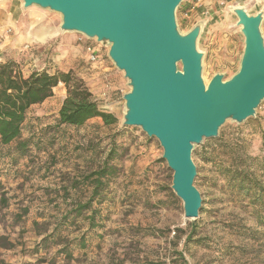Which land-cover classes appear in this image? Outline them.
<instances>
[{"label": "rangeland", "instance_id": "obj_1", "mask_svg": "<svg viewBox=\"0 0 264 264\" xmlns=\"http://www.w3.org/2000/svg\"><path fill=\"white\" fill-rule=\"evenodd\" d=\"M0 6L36 10L57 33L46 44L25 49L22 34L2 26L0 65L13 63L25 77L46 69L71 71L92 92L100 110L118 119L113 126L100 119L81 128L60 126L67 91L59 85L53 98L30 109L21 140L9 146L0 142V264H264V221L246 202H233L209 162L221 145L238 142L254 171L264 174V102L255 117L242 125L228 121L218 138L195 145V185L205 204L197 220H188L171 188L173 172L158 140L123 125V96L130 88L108 58V48L78 33H62L57 13L25 10L22 0H0ZM231 7H245L254 15L264 10V0H185L177 10L183 34L204 23L198 47L204 53L207 85L215 75L228 80L239 69L245 39ZM89 47L101 51L103 64L89 63ZM20 141H29L27 157L17 150ZM111 151L117 172L104 198L94 203L101 214L92 229L72 205L85 203L93 188L83 182L75 189L73 181L101 167ZM192 227L201 243H185Z\"/></svg>", "mask_w": 264, "mask_h": 264}, {"label": "water", "instance_id": "obj_2", "mask_svg": "<svg viewBox=\"0 0 264 264\" xmlns=\"http://www.w3.org/2000/svg\"><path fill=\"white\" fill-rule=\"evenodd\" d=\"M61 16L62 33H78L108 48V58L128 81L123 125L158 140L173 172L172 190L184 217L197 220L203 206L195 185V145L216 139L232 121L242 125L264 102V10L251 15L231 7L245 47L237 73L203 79L199 22L186 34L177 23L185 0H22Z\"/></svg>", "mask_w": 264, "mask_h": 264}, {"label": "trees", "instance_id": "obj_3", "mask_svg": "<svg viewBox=\"0 0 264 264\" xmlns=\"http://www.w3.org/2000/svg\"><path fill=\"white\" fill-rule=\"evenodd\" d=\"M60 84L64 85L67 91L59 111L60 126L81 128L95 119H100L106 126L118 123L115 115L100 110L92 92L71 71L51 72L46 69L34 71L25 77L16 71L13 63H5L0 65V142L3 146H9L22 139L30 109L53 98ZM242 147L238 142L221 145L220 151L211 154L209 162L213 164L214 173L223 180L224 184L221 187L229 192L233 202L235 200L246 202V206L255 208L254 213L262 222L264 221V174H257V170L254 171L250 163L251 157L245 156ZM28 148L29 141H20L17 145V150L23 157H27ZM114 157L115 153L111 151L101 167L83 176L81 181H77L78 179L73 181L75 189H78L83 182L93 188L91 196L85 203L77 202L72 205V211L76 216H86L92 229L98 227L96 218L101 214L94 207V203L97 199L104 198L103 192L117 172V168L112 165ZM2 174L3 171H0V175ZM203 204H205L204 199ZM202 211L204 207L200 212ZM195 234L192 227L185 243H201V239H194ZM178 256L185 261L183 253H178Z\"/></svg>", "mask_w": 264, "mask_h": 264}, {"label": "crops", "instance_id": "obj_4", "mask_svg": "<svg viewBox=\"0 0 264 264\" xmlns=\"http://www.w3.org/2000/svg\"><path fill=\"white\" fill-rule=\"evenodd\" d=\"M2 26L11 27L14 34H22L21 41L31 47L42 46L57 37L54 26L49 19L41 16L36 10L25 12L22 6L14 9L0 6V28ZM18 44L19 42H13L12 46L18 47Z\"/></svg>", "mask_w": 264, "mask_h": 264}, {"label": "built area", "instance_id": "obj_5", "mask_svg": "<svg viewBox=\"0 0 264 264\" xmlns=\"http://www.w3.org/2000/svg\"><path fill=\"white\" fill-rule=\"evenodd\" d=\"M30 46H26L25 49H29ZM87 53H88V61L92 66H99L100 64H103L104 62V57L101 53V51L96 48V47H89L87 49ZM62 85V84H60ZM106 87L108 89L112 88L111 83H107Z\"/></svg>", "mask_w": 264, "mask_h": 264}]
</instances>
